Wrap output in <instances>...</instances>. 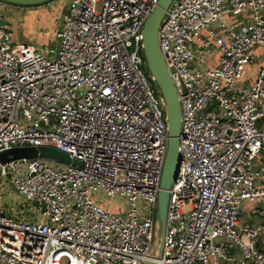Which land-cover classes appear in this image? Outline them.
Wrapping results in <instances>:
<instances>
[{"label": "built area", "instance_id": "obj_1", "mask_svg": "<svg viewBox=\"0 0 264 264\" xmlns=\"http://www.w3.org/2000/svg\"><path fill=\"white\" fill-rule=\"evenodd\" d=\"M158 3L69 0L46 53L13 42L0 3V153L81 163L0 164V195L9 184L31 207L0 208V264H264V67L250 78L264 0H174L161 23L181 133L160 258L168 125L142 35ZM117 199L126 212L105 206Z\"/></svg>", "mask_w": 264, "mask_h": 264}, {"label": "water", "instance_id": "obj_2", "mask_svg": "<svg viewBox=\"0 0 264 264\" xmlns=\"http://www.w3.org/2000/svg\"><path fill=\"white\" fill-rule=\"evenodd\" d=\"M174 0H159L158 6L147 19L142 35L144 57L147 69L153 77L156 86L162 95L167 115L169 146L164 164L157 208V254L160 258L164 247L166 234L167 214L170 195L169 192L175 182L180 164V133H181V106L175 87L167 70L160 51L158 34L166 12ZM54 0H0L1 4L12 8L39 7L50 4ZM37 158L56 160L66 164L81 166L78 161H72L69 155L53 148H16L0 153V164L5 165L21 160H35ZM144 264H155L147 261Z\"/></svg>", "mask_w": 264, "mask_h": 264}, {"label": "rangeland", "instance_id": "obj_3", "mask_svg": "<svg viewBox=\"0 0 264 264\" xmlns=\"http://www.w3.org/2000/svg\"><path fill=\"white\" fill-rule=\"evenodd\" d=\"M68 5L69 0H54L50 4L39 7L19 9L4 7L2 10L5 18L1 26L11 34L15 44L33 45L46 53L49 48L54 47L56 35L60 30ZM218 24H213L212 29L218 30ZM51 36H53L54 42ZM156 88L157 96L162 97L160 90L158 87ZM4 182L7 183L8 181L5 180ZM1 184L0 182V187ZM4 188V194L0 195V208L4 209L11 219H30L29 210L31 207L15 193L9 184L5 185ZM105 206H110V209L115 213L121 210L126 212L127 209L125 201L121 199L105 203ZM121 217L125 219L127 217L126 213H122Z\"/></svg>", "mask_w": 264, "mask_h": 264}, {"label": "crops", "instance_id": "obj_4", "mask_svg": "<svg viewBox=\"0 0 264 264\" xmlns=\"http://www.w3.org/2000/svg\"><path fill=\"white\" fill-rule=\"evenodd\" d=\"M256 58V65L250 69V78L253 79L259 72V69L264 67V49L254 52ZM250 79V80H251Z\"/></svg>", "mask_w": 264, "mask_h": 264}, {"label": "trees", "instance_id": "obj_5", "mask_svg": "<svg viewBox=\"0 0 264 264\" xmlns=\"http://www.w3.org/2000/svg\"><path fill=\"white\" fill-rule=\"evenodd\" d=\"M146 70L148 71L147 67H146ZM149 72V71H148Z\"/></svg>", "mask_w": 264, "mask_h": 264}]
</instances>
